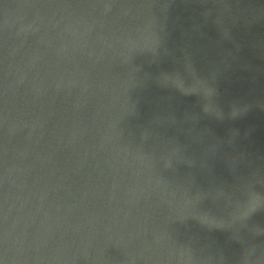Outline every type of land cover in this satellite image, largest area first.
Instances as JSON below:
<instances>
[{
    "label": "water",
    "instance_id": "1",
    "mask_svg": "<svg viewBox=\"0 0 264 264\" xmlns=\"http://www.w3.org/2000/svg\"><path fill=\"white\" fill-rule=\"evenodd\" d=\"M0 264H264V0H0Z\"/></svg>",
    "mask_w": 264,
    "mask_h": 264
}]
</instances>
